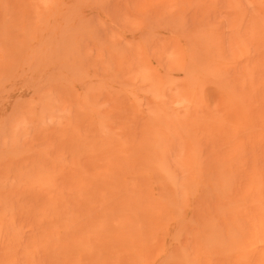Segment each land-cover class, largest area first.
<instances>
[{
    "label": "rangeland",
    "instance_id": "obj_1",
    "mask_svg": "<svg viewBox=\"0 0 264 264\" xmlns=\"http://www.w3.org/2000/svg\"><path fill=\"white\" fill-rule=\"evenodd\" d=\"M0 264H264V0H0Z\"/></svg>",
    "mask_w": 264,
    "mask_h": 264
}]
</instances>
